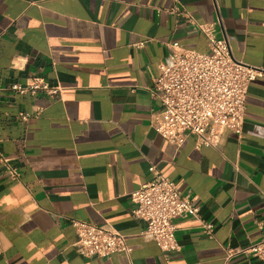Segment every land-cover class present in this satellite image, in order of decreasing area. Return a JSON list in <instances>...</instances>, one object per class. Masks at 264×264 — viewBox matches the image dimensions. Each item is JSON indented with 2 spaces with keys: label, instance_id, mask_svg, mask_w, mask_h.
I'll list each match as a JSON object with an SVG mask.
<instances>
[{
  "label": "crops",
  "instance_id": "0c3cea01",
  "mask_svg": "<svg viewBox=\"0 0 264 264\" xmlns=\"http://www.w3.org/2000/svg\"><path fill=\"white\" fill-rule=\"evenodd\" d=\"M206 22L264 70V0H0V154L18 173L0 159V198L18 202L0 205V264H264L243 251L264 238V71L249 84L241 131L219 146L174 144L151 123L168 43L208 52L196 26ZM36 76L59 95L10 87ZM152 164L192 190L211 234L192 217L177 220L176 248L143 234L130 193ZM74 218L120 230L130 250L83 256Z\"/></svg>",
  "mask_w": 264,
  "mask_h": 264
},
{
  "label": "built area",
  "instance_id": "2783aa9c",
  "mask_svg": "<svg viewBox=\"0 0 264 264\" xmlns=\"http://www.w3.org/2000/svg\"><path fill=\"white\" fill-rule=\"evenodd\" d=\"M178 9L175 7V10ZM205 35L210 50L201 52L168 43V58L158 65L151 93L160 102V110L151 123L168 141L180 145L193 136L195 146H219L226 130L240 132L244 121L246 95L251 80L263 69L235 58L226 37L219 35L216 22L196 25ZM10 87L20 93L42 91L54 97L62 86L41 77L26 82L16 81ZM30 114L21 113L26 119ZM8 175L17 170L7 166L8 157L0 154ZM150 178L130 193L133 216L145 221L143 234L164 250L176 248L177 220L192 217L202 230L211 234L214 223L200 215V206L191 189L183 191L177 182L149 166ZM76 233L74 245L86 257H108L117 251L130 250L126 235L120 230L72 219ZM264 259V238L243 249Z\"/></svg>",
  "mask_w": 264,
  "mask_h": 264
},
{
  "label": "clouds",
  "instance_id": "9594fccd",
  "mask_svg": "<svg viewBox=\"0 0 264 264\" xmlns=\"http://www.w3.org/2000/svg\"><path fill=\"white\" fill-rule=\"evenodd\" d=\"M12 191L15 192L16 188L14 187L12 189ZM30 199H31V196H30V194H28V195L23 196V200L21 202L27 201V200H30ZM17 204H18V202L15 199H13V197L11 195H5L2 198H0V205H7L8 206L7 210H11L12 207L17 206ZM32 207L35 208L36 205L33 204ZM35 247H36V245L34 243L29 245V249L30 250L32 248H35ZM36 258H38V259L42 258V253L38 252L36 254Z\"/></svg>",
  "mask_w": 264,
  "mask_h": 264
}]
</instances>
